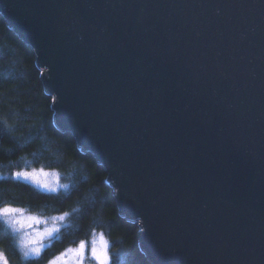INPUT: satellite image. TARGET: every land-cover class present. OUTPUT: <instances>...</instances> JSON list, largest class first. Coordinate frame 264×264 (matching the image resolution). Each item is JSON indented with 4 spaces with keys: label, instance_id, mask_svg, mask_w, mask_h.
Wrapping results in <instances>:
<instances>
[{
    "label": "water",
    "instance_id": "95a60500",
    "mask_svg": "<svg viewBox=\"0 0 264 264\" xmlns=\"http://www.w3.org/2000/svg\"><path fill=\"white\" fill-rule=\"evenodd\" d=\"M0 14L153 264H264V0H0Z\"/></svg>",
    "mask_w": 264,
    "mask_h": 264
},
{
    "label": "trees",
    "instance_id": "16d2710c",
    "mask_svg": "<svg viewBox=\"0 0 264 264\" xmlns=\"http://www.w3.org/2000/svg\"><path fill=\"white\" fill-rule=\"evenodd\" d=\"M40 73L32 47L0 14V207L23 208L43 218L67 213L40 255L27 257L0 218V251L7 264H47L101 233L108 241V264H152L139 244L137 221L120 214L103 166L71 132L55 126L53 96ZM30 168L57 172L64 187L46 191L1 175Z\"/></svg>",
    "mask_w": 264,
    "mask_h": 264
},
{
    "label": "snow or ice",
    "instance_id": "6c2138e0",
    "mask_svg": "<svg viewBox=\"0 0 264 264\" xmlns=\"http://www.w3.org/2000/svg\"><path fill=\"white\" fill-rule=\"evenodd\" d=\"M15 176L24 178L25 180H30L32 183L38 185L46 191H56L53 183L46 179L49 176L53 178L57 177V174L55 172L48 173L43 169H33L30 172H16ZM60 186L64 187L63 185ZM66 215L67 213L60 216L50 217L52 226L46 227L43 231L23 232L20 238V246L24 249V256H39L41 248L44 247L42 241L46 237H51L54 232L58 231L59 225L56 222L63 221ZM0 218H3L5 224L9 225L13 229V231L18 233L23 229L31 228L33 224L41 222L40 217H37L35 215H27L25 214V209L12 207L10 205H4L0 207ZM107 247L108 241L105 240L102 233L100 234L98 240L95 236L91 240V255L98 262V264H108L109 257ZM85 248L86 241L81 240L77 248L67 249L66 252L60 253L59 256L49 261V264H58V262L65 257L66 253H71L77 261H80L84 258ZM0 261H3V264H7V260L5 259L2 251H0Z\"/></svg>",
    "mask_w": 264,
    "mask_h": 264
},
{
    "label": "rangeland",
    "instance_id": "374dc122",
    "mask_svg": "<svg viewBox=\"0 0 264 264\" xmlns=\"http://www.w3.org/2000/svg\"><path fill=\"white\" fill-rule=\"evenodd\" d=\"M33 169H42V168H30V169H24V170H19V171H13L11 174H8V173H3L1 175H4V176H11V177H14V178H18V179H22V180H25L24 178H21V177H17L15 176V173L16 172H20V171H32ZM45 172H48V173H52V172H55V171H51V170H45L43 169ZM57 174V177L53 178L51 176L47 177L46 179L51 181L53 183V185L55 186V188L57 189L62 183L60 182V178H59V175L57 172H55ZM43 179V178H42ZM29 183H32L30 180H25ZM34 186L40 188V189H43L41 187H39L38 185L32 183ZM45 190V189H43ZM13 207V206H12ZM25 214L27 215H35L37 217H40L41 218V222L40 223H36V224H33L31 228H26V229H23L21 232H15L13 231V229L7 225L11 231L14 233V235H16V239H17V243H18V246L20 247V249L22 250V252L24 253V249L20 246V238H21V235L23 234V232H33V231H43L46 227H51L52 226V221L50 220V218H43L41 216H38L36 214H32V213H28L25 211ZM3 220V218H2ZM4 221V220H3ZM58 225H59V221L56 222ZM55 233V232H54ZM53 233V234H54ZM52 234V235H53ZM99 236L100 234H96L95 237L97 238V240L99 239ZM94 237V236H93ZM93 237H91L90 239L86 240V248H85V253H84V258L80 261H77L76 258L71 254V253H66L65 257L58 262V264H98V262L92 257L91 255V240L93 239ZM50 237H46L43 241H42V244L45 246L46 242L48 241ZM79 246V243L75 246H72V247H69V248H77ZM67 248V249H69ZM42 249V248H41ZM66 249V250H67ZM66 250H64L63 252H66ZM62 253V252H61ZM60 254V253H59ZM59 254L55 255L51 260H53L55 257L59 256ZM29 256H35V255H29ZM49 260V261H51ZM49 261L47 264H49ZM0 264H3V261H0Z\"/></svg>",
    "mask_w": 264,
    "mask_h": 264
},
{
    "label": "bare ground",
    "instance_id": "6f19581e",
    "mask_svg": "<svg viewBox=\"0 0 264 264\" xmlns=\"http://www.w3.org/2000/svg\"><path fill=\"white\" fill-rule=\"evenodd\" d=\"M55 124V123H54ZM56 126V125H55ZM57 127V126H56ZM58 128V127H57ZM59 129V128H58ZM60 130H64V129H60ZM82 150H84V149H82ZM90 153V152H89ZM93 156V155H92ZM94 157V156H93ZM95 158V157H94ZM153 264V263H152Z\"/></svg>",
    "mask_w": 264,
    "mask_h": 264
}]
</instances>
